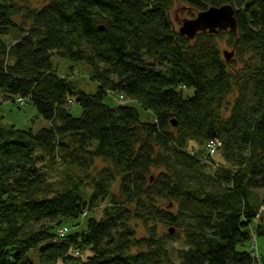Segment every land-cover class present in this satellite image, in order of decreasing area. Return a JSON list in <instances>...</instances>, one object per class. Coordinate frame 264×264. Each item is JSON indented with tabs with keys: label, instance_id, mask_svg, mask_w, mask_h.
Wrapping results in <instances>:
<instances>
[{
	"label": "trees",
	"instance_id": "obj_1",
	"mask_svg": "<svg viewBox=\"0 0 264 264\" xmlns=\"http://www.w3.org/2000/svg\"><path fill=\"white\" fill-rule=\"evenodd\" d=\"M177 3L191 18L231 5L238 32L191 40ZM55 56L86 65L97 93ZM0 94L51 122L0 118V264H264L249 248L264 206V0H0ZM215 141L226 165L212 170L194 148Z\"/></svg>",
	"mask_w": 264,
	"mask_h": 264
},
{
	"label": "rangeland",
	"instance_id": "obj_2",
	"mask_svg": "<svg viewBox=\"0 0 264 264\" xmlns=\"http://www.w3.org/2000/svg\"><path fill=\"white\" fill-rule=\"evenodd\" d=\"M186 19H191L189 11H187L185 7L182 8V6L177 3L171 13V20L177 30L180 29L181 22ZM220 49L222 51V54H224L225 51L231 53L234 50V48L228 46L226 37L224 41L220 42ZM52 63L61 77H70L73 80L78 81L81 90H83L85 93L91 95L97 93L99 85L98 83L91 80L90 70L86 65L74 64L59 56L53 57ZM193 95L194 91L192 90H186L184 92V97L186 99L192 97ZM1 96L2 95L0 94V118H2L5 124L9 126H15L16 129L21 131L32 129L34 132H38L40 129L44 127H49L51 125V122L46 120L38 112V110L34 107L31 101H26V106H22L21 102L18 101L19 99L17 98L14 101L4 100V98ZM107 103L112 106H115L118 103H128L129 105L134 106L139 110L143 122H153L154 120L153 115L150 112L144 110L138 102H129L128 100L123 99V97L118 96L114 93L109 94V96L107 97ZM70 110L71 114L74 117L78 118L82 116L83 110L76 103L75 99L72 100ZM200 149L203 150L202 155L203 157H205V159L209 161V165L212 170L219 168L221 165H226L225 161L221 156V153H215L213 155L210 150L208 151L207 149H205V147H199L198 145H196L194 148V150L196 151H200ZM209 152L211 153V156L209 155ZM38 153H41V151L39 150ZM59 175L60 173L56 174L55 177L58 178ZM105 204L106 201H104L99 208L93 210V215L96 218L99 219L103 216V207ZM261 210V218L253 224V228L251 231L252 237L249 248L251 249V251H253L252 256L257 257L259 262L262 263L264 260V238L258 237L255 229V225L257 223L264 224V206H262ZM69 224L68 225L71 226V229H69L70 232L79 230L86 224V217L81 218L79 221H76L75 224L71 222Z\"/></svg>",
	"mask_w": 264,
	"mask_h": 264
},
{
	"label": "water",
	"instance_id": "obj_3",
	"mask_svg": "<svg viewBox=\"0 0 264 264\" xmlns=\"http://www.w3.org/2000/svg\"><path fill=\"white\" fill-rule=\"evenodd\" d=\"M221 32L232 34H237L238 32L235 9L231 5L211 7L199 13L195 18L183 20L179 29L181 35L191 40H194L199 33L217 35ZM223 55L226 62L229 63L235 56V50L231 53L225 51ZM174 232V229L170 230L171 234H174Z\"/></svg>",
	"mask_w": 264,
	"mask_h": 264
},
{
	"label": "built area",
	"instance_id": "obj_4",
	"mask_svg": "<svg viewBox=\"0 0 264 264\" xmlns=\"http://www.w3.org/2000/svg\"><path fill=\"white\" fill-rule=\"evenodd\" d=\"M121 97H123V96H121ZM124 99V98H123ZM25 104V102L24 101H21V105H24ZM220 142L219 141H215V143H212L209 147H208V151L210 150V152L211 153H213V155L215 154V153H217L218 152V148L220 147ZM209 152V153H210ZM211 153L209 154L210 156H211ZM68 232V230L67 229H64V230H62L61 231V236H65L66 235V233Z\"/></svg>",
	"mask_w": 264,
	"mask_h": 264
}]
</instances>
